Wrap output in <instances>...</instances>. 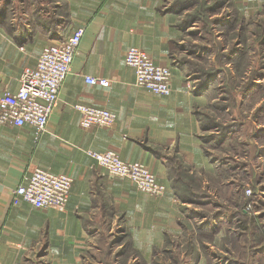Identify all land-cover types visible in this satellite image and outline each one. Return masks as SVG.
Returning <instances> with one entry per match:
<instances>
[{"label": "crops", "instance_id": "obj_1", "mask_svg": "<svg viewBox=\"0 0 264 264\" xmlns=\"http://www.w3.org/2000/svg\"><path fill=\"white\" fill-rule=\"evenodd\" d=\"M172 1L0 0V96L5 90L18 91L24 69L36 66L45 46L85 28L40 139L36 141L30 124L0 123V263L104 264L106 254L124 257L127 264H151L154 254L173 249L169 241L183 239L181 220L188 207L179 175L193 178L204 171L212 179L217 163L196 113L211 94V85L202 92L194 85L200 51L188 34L196 24L182 21L195 7L166 9ZM222 1L218 14L224 17L231 14L232 4L243 17L264 8V0ZM131 46L171 67L170 94L135 84V69L125 62ZM212 61L209 55L207 63ZM85 75L112 82L106 87L91 84ZM79 102L114 111L116 122L83 128L74 107ZM89 148L113 149L126 161L146 163L167 185L165 195L154 197L128 178L109 177L87 153ZM37 167L74 177L66 207L38 208L13 198ZM204 206L213 209L210 230L221 220L220 231L226 234L223 222L228 218L215 217L216 205ZM199 250L191 252L190 262L207 264ZM131 255L141 259L131 261Z\"/></svg>", "mask_w": 264, "mask_h": 264}, {"label": "rangeland", "instance_id": "obj_2", "mask_svg": "<svg viewBox=\"0 0 264 264\" xmlns=\"http://www.w3.org/2000/svg\"><path fill=\"white\" fill-rule=\"evenodd\" d=\"M210 2L173 0L166 9L195 7L182 21L196 24L188 34L200 51L195 88L202 92L211 85L210 100L196 113L217 171L212 179L204 171L193 178L179 175L188 207L181 220L184 237L169 241L173 249L154 254L151 264H190L198 247L207 264H264V8L243 17L232 4L224 17L218 14L223 1ZM209 55L214 61L207 63ZM210 203L217 207L216 218H228L224 235L221 220L212 231L207 225L213 209L204 205ZM125 263L124 257L105 254L104 264Z\"/></svg>", "mask_w": 264, "mask_h": 264}, {"label": "built area", "instance_id": "obj_3", "mask_svg": "<svg viewBox=\"0 0 264 264\" xmlns=\"http://www.w3.org/2000/svg\"><path fill=\"white\" fill-rule=\"evenodd\" d=\"M84 32L85 28L80 27L67 38L43 48L36 66L24 69L18 91L5 90L0 96V123L30 124L35 127L36 141L40 139L47 129L50 114L60 98L62 85L71 71ZM125 62L135 69L136 85L149 88L161 95L172 92L171 67L156 63L143 48L129 47L125 53ZM85 78L91 84L104 87L112 82V79L101 76L85 75ZM74 107L80 112V124L83 128L111 126L117 120V114L107 108L80 102L75 103ZM86 151L107 170L109 177L128 178L139 190L154 197L165 195L167 185L158 180L146 163L126 161L113 149L97 151L89 148ZM73 181L74 177L68 173H55L37 167L25 176V182L17 186L13 198L22 197L38 208L62 209L69 201ZM13 264L23 263L16 261Z\"/></svg>", "mask_w": 264, "mask_h": 264}]
</instances>
